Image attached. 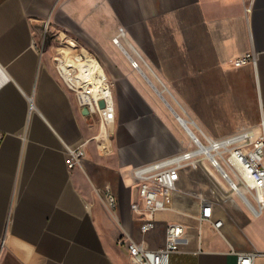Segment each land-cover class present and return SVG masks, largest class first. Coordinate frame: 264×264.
<instances>
[{"label": "crops", "instance_id": "0c3cea01", "mask_svg": "<svg viewBox=\"0 0 264 264\" xmlns=\"http://www.w3.org/2000/svg\"><path fill=\"white\" fill-rule=\"evenodd\" d=\"M45 23L46 47L37 41ZM120 28L123 48L112 42ZM59 35L89 48L113 80L106 153L96 147L97 116L82 112L55 72ZM248 51L255 65L231 64ZM261 105L264 0H0V264H131L121 235L157 248L175 222L184 234L169 264H237L238 252H264L261 215L207 161L197 168L210 185L213 218L223 221L219 232L198 224L191 167L180 171L172 209L156 212L147 234L130 208L138 200L132 168L188 145L180 118L220 138L256 125ZM70 146L83 151L72 169ZM107 187L115 209L105 205Z\"/></svg>", "mask_w": 264, "mask_h": 264}, {"label": "built area", "instance_id": "2783aa9c", "mask_svg": "<svg viewBox=\"0 0 264 264\" xmlns=\"http://www.w3.org/2000/svg\"><path fill=\"white\" fill-rule=\"evenodd\" d=\"M44 26L48 27L46 23ZM118 31L112 41L122 47L120 39L125 35L124 29ZM129 59L132 67L139 68L137 60ZM230 62L236 67L248 63L255 65L257 55L248 51ZM53 65L57 76L73 93L78 105L86 108L88 114L97 116L99 128L94 137L96 147L102 153L108 152L106 143L114 123L115 105L113 80L104 71L101 61L75 40L65 39L55 48ZM99 101H103L102 107ZM180 120L189 138L188 145L182 151L132 168L138 200L132 201L130 208L141 215L140 233L145 235L154 228L153 216L156 212L172 209L168 200L178 191L180 171L185 167L197 168L202 161H207L219 173L254 216L264 215V105L260 106L256 125L220 138L208 136L198 129L193 131L183 119ZM82 157L80 146L67 147L66 166L69 169L80 166ZM104 200L106 207L115 209L116 197L108 187ZM198 201V224L208 222L219 232L223 221L213 218L211 201L200 195ZM183 234L184 225L175 222L166 225L164 244L160 247L149 248L127 234L121 235L117 244L127 250L131 264H169L170 254L179 250ZM236 255L237 264H253L256 256L264 257V252L247 251Z\"/></svg>", "mask_w": 264, "mask_h": 264}, {"label": "rangeland", "instance_id": "374dc122", "mask_svg": "<svg viewBox=\"0 0 264 264\" xmlns=\"http://www.w3.org/2000/svg\"><path fill=\"white\" fill-rule=\"evenodd\" d=\"M50 35L51 34L49 32L48 27L45 28V26L43 25L41 33L37 36L38 44L46 47L48 44H50V39L52 38ZM67 36L59 35V37L56 38V40L54 39L52 41V44L54 45L53 46L54 52H55V48L62 41H64L65 39H70ZM76 43L87 49V47L81 45L80 43H78V42H76ZM88 50H89V48H88ZM102 62L103 61H101V63ZM187 176L189 177V182H190V185L192 186V191H191L192 196H194L198 199V195H200V196L205 197L206 199L210 200L211 199L210 197L212 195L210 193V185H209L207 179L201 174V171H199L198 168H194L191 171H188ZM258 219H259L258 221H260V222L263 221L264 220L263 215H261Z\"/></svg>", "mask_w": 264, "mask_h": 264}, {"label": "water", "instance_id": "95a60500", "mask_svg": "<svg viewBox=\"0 0 264 264\" xmlns=\"http://www.w3.org/2000/svg\"><path fill=\"white\" fill-rule=\"evenodd\" d=\"M99 106L102 107L103 106V101H99ZM84 114H88V111L86 108H83V111H82Z\"/></svg>", "mask_w": 264, "mask_h": 264}]
</instances>
